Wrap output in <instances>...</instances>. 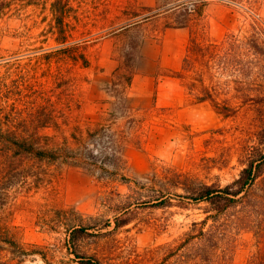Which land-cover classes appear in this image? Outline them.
<instances>
[{
  "label": "rangeland",
  "instance_id": "obj_1",
  "mask_svg": "<svg viewBox=\"0 0 264 264\" xmlns=\"http://www.w3.org/2000/svg\"><path fill=\"white\" fill-rule=\"evenodd\" d=\"M156 1H10L0 18V123L41 147H59L68 140L77 148L76 138L87 137L88 126L99 127L89 125L97 122L95 112L113 109L123 116L118 125H105L102 134L111 128L108 134L123 136L126 162L111 179L74 165L70 157L53 163L23 157L21 162L33 175L15 181L9 201L0 206V226L12 227L22 246L5 244L0 264H79L56 209L73 208L81 215L80 222L87 224L93 217L112 218L126 200L138 198L133 221L115 235L118 250L105 258L106 264H129L133 251L126 244L135 243L138 251H144L180 236L192 221L205 216V202L188 210L155 205L166 190L167 170L225 185L240 175L249 152L260 147L264 102H234L237 112L222 116L210 101L195 104L186 86L193 77L200 78L199 57L195 71L181 80L160 67L158 47L165 25L186 17L180 11L156 13ZM197 18L207 22L211 39L222 44L230 37L205 79L222 98L231 97L235 94L231 71L222 70L227 52L233 48V54H241L233 40L254 30L264 36V0H204ZM137 73L151 74L156 88L164 81L180 82L184 95L168 105L154 101L147 110L131 109L127 92ZM102 100L109 102L102 105ZM66 154L73 155V150ZM261 190L258 181L252 193ZM171 191L172 200L179 202L178 194L184 190ZM262 227L229 228L232 264H248L264 249ZM103 241L85 235L77 237L76 244L80 252L91 254L101 249Z\"/></svg>",
  "mask_w": 264,
  "mask_h": 264
},
{
  "label": "trees",
  "instance_id": "obj_2",
  "mask_svg": "<svg viewBox=\"0 0 264 264\" xmlns=\"http://www.w3.org/2000/svg\"><path fill=\"white\" fill-rule=\"evenodd\" d=\"M10 1L0 0V18L9 9ZM203 1L157 0L155 8L158 9L156 13L180 11L186 17L183 20L168 22L165 27L191 29L181 69L171 71V75L180 79L186 78L189 73L195 71V62L199 57L203 63L200 78L193 77L186 82V86L193 93L196 103L210 101L220 115L230 117L237 112L236 102L242 104L251 99L264 102V36L261 32L254 30L244 35L242 40L237 42L233 40L234 44L238 43L241 54L236 52L233 54L234 49L230 48L231 51H228V57L226 56L227 66L222 67V70L231 71L229 80L233 84L235 94L222 98L221 92L213 91L209 87L205 75H211L212 67L216 64L223 48H227L225 44L229 42L230 37L227 36L222 40V44L210 38L207 22L197 18L201 13ZM58 23L62 24V17L58 18ZM81 57L85 59L84 56ZM127 78L130 83L132 75L130 74ZM259 83L260 86L257 88L256 85ZM111 116L117 118L113 112ZM110 124L113 126V121L99 125L95 129L88 126L85 130L88 131L87 137L76 138L77 148H72L67 139V142L59 147L45 148L36 145L26 137L19 136L13 132L12 128H6L0 123V206L9 201L11 192L19 179L33 175L28 170L27 164L24 161L21 162L25 156L49 163L70 157L74 165L85 168L93 174L99 173L101 177L117 178L126 162L122 152L125 139L119 134H108L111 128H104L105 132L102 134L103 127ZM91 139L93 142H90ZM258 143L260 147L256 151L252 149L249 152L240 175L225 185L219 182H199L189 175L167 170L163 175L166 190L161 191L156 199L159 202L155 205L164 207L177 205L182 210H188L194 204L205 202V216L201 220L192 221L190 227L180 236L146 248L144 251H138L135 243H132L134 246L126 244L129 250L133 251L129 264H232L231 251L227 246L231 231L229 228L236 226L238 230L243 228L254 230L263 226L264 230L263 130L258 133ZM71 150L73 155H67L66 153ZM258 181L262 185V190L252 193L253 186ZM173 188L184 190V194H178L182 198L177 203L172 200ZM136 199L138 198L126 200L117 208L112 218L93 217V222L87 224L80 222L82 217L73 208L56 209L55 216L58 218V223L65 225L79 264H106V256L118 250L115 235L133 221L134 207L140 203ZM85 235L104 239L101 249L91 254L80 252L76 239ZM5 244L22 246L16 232L8 225L0 226V253ZM262 255H264V249L251 257L248 264H264Z\"/></svg>",
  "mask_w": 264,
  "mask_h": 264
},
{
  "label": "crops",
  "instance_id": "obj_3",
  "mask_svg": "<svg viewBox=\"0 0 264 264\" xmlns=\"http://www.w3.org/2000/svg\"><path fill=\"white\" fill-rule=\"evenodd\" d=\"M160 38L161 44L158 47L160 67L170 72L180 70L190 39L189 28L166 27L162 31ZM154 79L155 78L149 73L135 74L132 83L128 86L127 92V101L131 102L133 105L130 107L131 109L144 111L151 108L154 105V101L157 105H168L183 97V85H181L180 82L176 83L174 80L164 81L163 84L156 88ZM108 102L109 101L102 100L99 103L104 105ZM100 107L101 109L103 108V106ZM112 112L115 114L113 109L97 110L95 115H93V118H95L97 122L94 125L89 123V125L94 127L109 121H113V126L118 125V121L123 114H115L117 118H114L111 116Z\"/></svg>",
  "mask_w": 264,
  "mask_h": 264
}]
</instances>
